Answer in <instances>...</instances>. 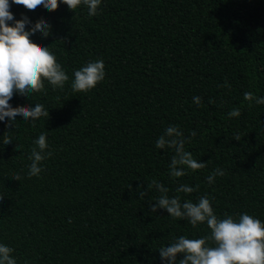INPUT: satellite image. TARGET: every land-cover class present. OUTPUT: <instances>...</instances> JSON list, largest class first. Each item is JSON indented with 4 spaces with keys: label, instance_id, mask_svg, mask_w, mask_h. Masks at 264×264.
Wrapping results in <instances>:
<instances>
[{
    "label": "trees",
    "instance_id": "trees-1",
    "mask_svg": "<svg viewBox=\"0 0 264 264\" xmlns=\"http://www.w3.org/2000/svg\"><path fill=\"white\" fill-rule=\"evenodd\" d=\"M10 11L19 22L51 25L34 41L56 53L70 79L88 60L101 58L106 68L88 93L69 82L32 100L17 96V110L49 109L35 126L20 121L8 133L0 123V241L20 264H161L158 248L173 236L207 229L163 209L152 213L151 178L182 200L208 193L220 215L247 211L264 220V105L243 96H264V0H104L94 17L64 4L51 13ZM233 107L240 116L230 119ZM168 124L185 136L196 131L185 147L207 162L202 174L169 178L172 153L154 147ZM42 131L53 156L39 178H28V154ZM217 166L226 174L208 185ZM178 183L198 190L177 194Z\"/></svg>",
    "mask_w": 264,
    "mask_h": 264
},
{
    "label": "clouds",
    "instance_id": "clouds-1",
    "mask_svg": "<svg viewBox=\"0 0 264 264\" xmlns=\"http://www.w3.org/2000/svg\"><path fill=\"white\" fill-rule=\"evenodd\" d=\"M103 3L104 0H0V123L8 125V133L13 130L18 132L20 121L35 126L41 118L49 117V109L41 103L17 110L13 106L17 96L31 99L34 94L46 93V86L53 91H62L69 82L73 92L88 93L106 78L105 63L97 58L74 69L70 79L56 53L34 41L38 35L47 38L51 25L46 21L33 24L27 16L19 22L10 11L11 6L37 14L41 9L51 13L64 4L74 13L87 9V16L94 17L101 14ZM223 86L231 87L227 81ZM243 96L250 105H264V96H257L251 91ZM193 102L199 105L201 97L194 96ZM227 116L230 119L239 117L240 109L233 107ZM196 135L193 130L185 136L178 125L168 124L155 139L156 149L164 150L165 154L172 153L168 163L169 178L185 177L197 170L202 174L207 167V162L197 160L185 147ZM14 142L9 137L7 147ZM32 143L34 147L28 154L30 163L26 175L28 178H39L44 171L43 162L53 156V149L48 142L47 131L40 132ZM225 174V169L217 166L205 180L208 185H213L218 177ZM14 179L20 180L21 177L18 175ZM197 190L198 185L187 183H178L175 188L177 194L186 195ZM147 191L157 194L149 201L152 213L163 209L168 217L183 220L197 231L202 227L207 229L202 235L173 236L167 245L158 248L161 264H264V220L255 214L244 211L220 215L215 211L214 199L208 193L199 195L195 200H182L180 195H169V188L155 178L147 183ZM146 194V191H140L141 199ZM14 253L15 248L0 241V264H20ZM24 264H29V261L25 260Z\"/></svg>",
    "mask_w": 264,
    "mask_h": 264
}]
</instances>
